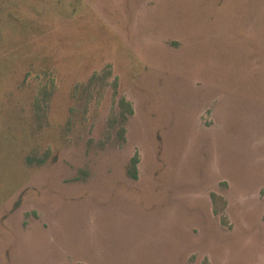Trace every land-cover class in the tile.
Listing matches in <instances>:
<instances>
[{
	"label": "rangeland",
	"instance_id": "374dc122",
	"mask_svg": "<svg viewBox=\"0 0 264 264\" xmlns=\"http://www.w3.org/2000/svg\"><path fill=\"white\" fill-rule=\"evenodd\" d=\"M0 264H264V0H0Z\"/></svg>",
	"mask_w": 264,
	"mask_h": 264
},
{
	"label": "trees",
	"instance_id": "16d2710c",
	"mask_svg": "<svg viewBox=\"0 0 264 264\" xmlns=\"http://www.w3.org/2000/svg\"><path fill=\"white\" fill-rule=\"evenodd\" d=\"M122 103L126 104L127 107V111L128 112H132L133 111V108L132 106L129 104L128 101L122 99ZM139 162V157H138V153H136L134 155V157L132 158L131 160V167L129 169V174L133 177V178H137L138 177V166H137V163Z\"/></svg>",
	"mask_w": 264,
	"mask_h": 264
}]
</instances>
